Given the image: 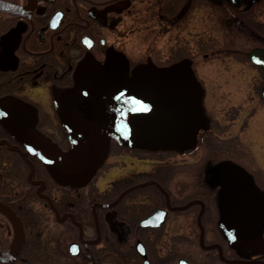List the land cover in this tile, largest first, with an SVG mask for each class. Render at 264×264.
I'll return each mask as SVG.
<instances>
[{
  "label": "flooded vegetation",
  "instance_id": "flooded-vegetation-1",
  "mask_svg": "<svg viewBox=\"0 0 264 264\" xmlns=\"http://www.w3.org/2000/svg\"><path fill=\"white\" fill-rule=\"evenodd\" d=\"M3 1L15 8L0 7V100L4 99L0 101V202L16 214L18 222L0 209V249L10 250L19 230L25 241L15 260H0V264H177L186 258L180 256L176 241L181 234L162 228L180 212L195 224L200 254H192L198 263L208 264L205 258L215 256L223 264H263L229 262L221 258L217 246L200 244L199 216L205 244H220L226 259L264 261V198L255 197L264 190L254 174V178L232 175V183L231 176H222L219 184L215 182L217 173L209 172L191 185V198H181L187 188H173L167 172L156 165L151 170L121 174L108 187H93L80 199L62 204L56 195L62 187L51 176V162L36 152L39 145L33 141L41 137L61 149L69 147L64 144V128L51 116L50 108L55 105V91L73 84V73L80 66L85 69L80 73H132L144 64L160 68L174 65L176 70L175 64L188 59L195 69V58L182 56L179 43L182 26L191 19L198 0ZM202 1L220 8L234 24L256 30L255 24L262 25V0ZM140 34L147 36L141 47L134 41ZM258 35L253 42L259 50L264 47V36ZM261 53L264 56V50ZM38 87L48 91V108L27 95ZM151 180L159 182L169 197ZM45 195L50 196L58 215ZM245 195L254 197L248 209L249 229L243 228L246 203L250 202ZM191 200L196 201L184 208L168 207ZM159 209L166 210L159 226L142 223ZM47 211L52 228L54 224L58 228H53L56 232L51 229L50 239L47 236L49 240L44 242ZM169 237L174 240L169 242ZM37 252L44 257L38 260Z\"/></svg>",
  "mask_w": 264,
  "mask_h": 264
},
{
  "label": "rangeland",
  "instance_id": "rangeland-1",
  "mask_svg": "<svg viewBox=\"0 0 264 264\" xmlns=\"http://www.w3.org/2000/svg\"><path fill=\"white\" fill-rule=\"evenodd\" d=\"M260 19L262 25L255 24L257 30L245 25L242 27L240 23L230 21L220 8L198 0L190 19L191 24L189 20L182 26L179 43L182 56L191 55L195 58L196 67L194 69L192 66V70L197 87L188 89L186 96L189 108L191 106L195 113L189 115L193 120L189 124L192 139L186 146L177 149L165 147L155 150L129 147L112 139L107 156L111 144L112 152L108 158L105 157L106 163L89 179L81 184L59 183L62 189L56 191V195L61 203L80 199L83 192H92L93 187L106 188L121 174L151 170L156 165L162 166L167 172L168 178L172 179V184L170 180L168 183L173 188H187L182 192L181 198L190 196L194 191L191 185L208 176L209 172L217 173L218 179L215 182L219 184L222 183V176L228 175L226 170L235 171L234 175H243L231 163L244 167L247 171L245 178H251L254 174L264 190V69L250 58L251 51L257 49L254 47L257 45L256 41L253 42L254 39L259 36L258 33L264 36V0ZM134 41L141 47L147 43V36L137 35ZM258 48L259 51L264 50L263 46ZM27 95L42 107L50 106L48 91L42 87L32 89ZM50 109L51 116L60 122L55 105ZM62 130L66 137L64 144L69 146L67 133ZM150 156L163 161H156ZM211 167L214 171H211ZM48 213L44 214L47 225L44 242L50 239L51 229L58 228L55 224L52 228V216ZM189 219L180 212L176 220L165 224L162 229L180 233L181 237L176 238L182 251L180 256L196 263L197 256L192 253L200 254L198 237L195 224ZM171 240L174 237L168 238L169 242ZM205 259H209L208 264H223L215 256Z\"/></svg>",
  "mask_w": 264,
  "mask_h": 264
},
{
  "label": "water",
  "instance_id": "water-1",
  "mask_svg": "<svg viewBox=\"0 0 264 264\" xmlns=\"http://www.w3.org/2000/svg\"><path fill=\"white\" fill-rule=\"evenodd\" d=\"M9 5L0 0V7L15 8ZM250 58L264 67V56L258 49L251 51ZM110 63L112 65V61ZM175 65L178 67L176 70H173L174 65L160 68L154 64H144L132 73L125 71L103 73L102 70L98 73H80L85 70L83 66H80L77 73H73V84L59 88L54 93L58 118L69 138V147L61 149L57 145L45 142L41 137L33 140L39 145L36 152L51 162L53 179L61 184L67 182L81 184L82 181L89 179L102 165L112 139L119 140L129 147L149 150L165 147H168L166 149H177L180 146H186L187 142L192 139L189 124L193 120L189 118V115L195 114L192 107L189 108L186 96L188 89L197 87V80L192 67L189 66L191 63L188 59H183ZM166 71H171V73ZM32 133L36 134L35 131ZM231 166L237 167L243 175L247 173L241 165L231 163ZM226 172L231 176L229 182H235L232 179L235 171L229 169ZM151 182H154L169 197L167 190L159 182L154 180ZM255 195L256 198L262 200L264 198V192L258 191ZM45 196L50 200L58 215V210L50 196ZM253 198V195H245V199L250 202H247L245 207L247 211L246 221L243 223L245 224L244 229H249L250 210L248 209L253 206ZM195 201L191 200L178 206L169 204L168 207L184 208ZM0 209H5L8 215L18 222L16 214L2 202H0ZM165 212V209H159L144 219L142 223L159 226L164 220ZM69 215L81 226L72 213ZM198 223L201 229V246L205 248L217 246L223 260L244 263L259 261L264 264L263 260L257 259H226L220 244H205L201 216L198 217ZM235 237L233 238L236 240H242L239 239L240 237ZM257 240L263 242L262 238ZM24 241L23 231L19 230L10 250L0 249V260H15L23 248ZM138 245L141 247L142 243L139 242ZM177 264L191 263L181 258Z\"/></svg>",
  "mask_w": 264,
  "mask_h": 264
},
{
  "label": "trees",
  "instance_id": "trees-1",
  "mask_svg": "<svg viewBox=\"0 0 264 264\" xmlns=\"http://www.w3.org/2000/svg\"><path fill=\"white\" fill-rule=\"evenodd\" d=\"M42 257H44V256H42V254H40V252H37V258H38V260H40ZM38 264H40V261H38Z\"/></svg>",
  "mask_w": 264,
  "mask_h": 264
}]
</instances>
